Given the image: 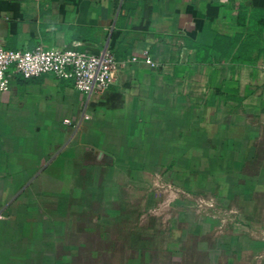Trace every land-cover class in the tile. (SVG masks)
Here are the masks:
<instances>
[{
  "label": "crops",
  "instance_id": "1",
  "mask_svg": "<svg viewBox=\"0 0 264 264\" xmlns=\"http://www.w3.org/2000/svg\"><path fill=\"white\" fill-rule=\"evenodd\" d=\"M76 44L139 59L0 91V264H264V0H0V46Z\"/></svg>",
  "mask_w": 264,
  "mask_h": 264
},
{
  "label": "built area",
  "instance_id": "2",
  "mask_svg": "<svg viewBox=\"0 0 264 264\" xmlns=\"http://www.w3.org/2000/svg\"><path fill=\"white\" fill-rule=\"evenodd\" d=\"M64 46L57 49H7L0 46V91L9 89L13 76L29 79L40 75H50L57 79L73 80L77 91L85 93L89 99L100 96L113 85L117 71L129 63H136L139 58H132L119 63L109 51L94 55ZM141 59L152 67L156 64L148 54Z\"/></svg>",
  "mask_w": 264,
  "mask_h": 264
},
{
  "label": "rangeland",
  "instance_id": "3",
  "mask_svg": "<svg viewBox=\"0 0 264 264\" xmlns=\"http://www.w3.org/2000/svg\"><path fill=\"white\" fill-rule=\"evenodd\" d=\"M175 190V189H173ZM186 196V195H185ZM187 197V196H186ZM186 200L188 201H192L194 202V204L192 203L190 206V210H193V207H198V206H205V205H209V215L210 217L213 218H217L220 219L222 221V223L229 225L233 222H235L236 220V216L231 214L230 211H226L224 209H216V203H212V202H204V201H200L199 198H197V200H195L194 198L191 199V197H187ZM194 200V201H193ZM197 201V202H196ZM175 201L171 200V202L167 205L166 208H164L165 206V202H161L160 204H158L156 206V210L151 211L148 215L152 216L148 218V222H153L152 220H156V222L159 223H165L167 224V222H173V221H178V215H176V212H178V206H176V204H174ZM210 203H212L213 205H210ZM199 208V207H198ZM197 208V209H198ZM181 210V209H180ZM212 211V213L210 212ZM129 212V211H128ZM257 217V222L260 221V223L264 224V214H261L259 216H254V218ZM134 218H136V215L134 216ZM263 236H264V230L260 232Z\"/></svg>",
  "mask_w": 264,
  "mask_h": 264
},
{
  "label": "trees",
  "instance_id": "4",
  "mask_svg": "<svg viewBox=\"0 0 264 264\" xmlns=\"http://www.w3.org/2000/svg\"><path fill=\"white\" fill-rule=\"evenodd\" d=\"M238 57H240V58H241V57H242V55H241V56H238Z\"/></svg>",
  "mask_w": 264,
  "mask_h": 264
}]
</instances>
